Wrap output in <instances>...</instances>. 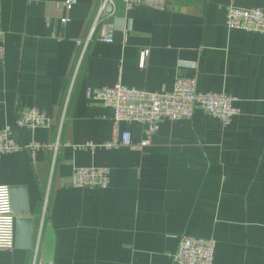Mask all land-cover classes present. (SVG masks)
Masks as SVG:
<instances>
[{"label": "crops", "instance_id": "obj_1", "mask_svg": "<svg viewBox=\"0 0 264 264\" xmlns=\"http://www.w3.org/2000/svg\"><path fill=\"white\" fill-rule=\"evenodd\" d=\"M64 2L0 0V128L35 106L53 127L17 130L18 139L59 145L37 150L34 162L25 150L0 154V264H178L185 234L216 240L213 264H264V38L225 26L227 7L264 9V0H167L164 10L128 11L117 0L76 75V40L89 34L100 1L75 0L70 10ZM192 75L202 92L237 97L228 126L196 109L161 122L143 150L79 147L112 133L113 110L89 99L88 87L162 92ZM120 129L134 142L145 137L137 123ZM89 165L111 169L107 188L72 185L74 168ZM13 185L26 189L30 249L16 246Z\"/></svg>", "mask_w": 264, "mask_h": 264}, {"label": "built area", "instance_id": "obj_2", "mask_svg": "<svg viewBox=\"0 0 264 264\" xmlns=\"http://www.w3.org/2000/svg\"><path fill=\"white\" fill-rule=\"evenodd\" d=\"M97 11L93 20L92 28L84 39H77L76 45L79 52L76 60L75 75L82 63L87 45L93 37L95 27L107 7L116 9L117 0H99ZM126 11L139 6H149L154 9L164 10L167 8V0H121ZM75 0H65V9L70 10ZM68 17H63L62 22H67ZM225 26L228 29H241L257 31L264 38V9L259 7L242 8L227 7ZM102 40L112 42V38ZM149 49L142 50L141 63ZM4 62V47L0 44V64ZM74 75V76H75ZM74 77L72 78V81ZM72 83L66 96L64 110L68 105ZM86 95L89 99L99 102L113 110L112 133L109 140L96 145L85 143L80 148L95 149L103 147L113 149L128 147L130 149L143 150L151 145L152 137L158 132L163 121H176L190 118L196 109H202L207 114L216 117L221 124L228 126L233 117L238 113L235 102L236 96L224 92H202L197 88V79L192 76H180L176 79L172 89L162 92L142 91L134 87L126 86L120 82L113 86L88 87ZM63 116L60 119L58 137ZM122 122H131L145 127V137L134 142L131 133L121 131ZM54 118L45 110L35 106L20 107L16 118L11 125L0 128V154L12 153L25 150L30 160L35 161L37 150L44 147H53L58 151V142L46 145L36 141L21 142L17 137V130H33L38 127L51 128ZM111 169L104 166L89 165L74 168L71 183L77 187H89L105 189L110 182ZM46 200V199H45ZM46 204V201H45ZM1 226V217H0ZM216 240L205 237L182 235L179 239L174 259L178 264H213L215 256ZM33 264H54L53 260L34 261Z\"/></svg>", "mask_w": 264, "mask_h": 264}, {"label": "water", "instance_id": "obj_3", "mask_svg": "<svg viewBox=\"0 0 264 264\" xmlns=\"http://www.w3.org/2000/svg\"><path fill=\"white\" fill-rule=\"evenodd\" d=\"M109 9V8H108ZM9 213L15 216L16 246L23 249L32 247V223L24 186H9Z\"/></svg>", "mask_w": 264, "mask_h": 264}]
</instances>
